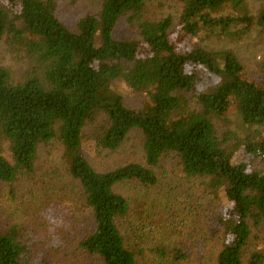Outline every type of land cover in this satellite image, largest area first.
<instances>
[{"label":"trees","instance_id":"obj_1","mask_svg":"<svg viewBox=\"0 0 264 264\" xmlns=\"http://www.w3.org/2000/svg\"><path fill=\"white\" fill-rule=\"evenodd\" d=\"M100 1L101 10L72 30L55 0H0V42L10 40L29 62L21 83L0 67V182L14 188L36 171L41 148L59 144L94 222L81 248L103 264H139L118 226L130 206L114 188L126 181L157 185L155 169L174 156L188 177L207 180L212 193L234 206L222 221L234 239L224 244L217 264H264L262 252L243 259L249 221L264 224V172H250L243 160L264 157V85L242 77L233 51L190 45L202 33L240 41L255 26L264 28V0L256 17L251 0H180L176 40L173 17L151 14L149 0ZM123 19L137 38L115 37ZM126 93H146L149 105L127 107ZM101 118L95 148L116 152L139 130L145 164L107 173L90 164L85 129ZM216 119L227 128L224 139ZM27 254L18 227L0 233V264H32Z\"/></svg>","mask_w":264,"mask_h":264},{"label":"rangeland","instance_id":"obj_2","mask_svg":"<svg viewBox=\"0 0 264 264\" xmlns=\"http://www.w3.org/2000/svg\"><path fill=\"white\" fill-rule=\"evenodd\" d=\"M55 1L60 19L72 30L77 29L80 19L101 10L100 0ZM147 5L158 18L172 16L178 27L180 0H149ZM249 6L256 17L262 2L251 0ZM180 34L178 27L173 39L180 38ZM115 37L128 40L138 34L123 19ZM190 45L214 52L233 51L244 67L242 77L264 85V28L255 26L240 41L202 33ZM0 67L10 71L15 83H21L29 62L25 53L14 50L10 40L5 39L0 42ZM125 103L131 109L144 110L149 105V96L126 93ZM215 124L224 139L226 126L218 119ZM103 125L102 118L88 125L83 138L86 158L98 172H111L133 163L145 164L144 136L139 130H133L116 152L96 149L93 136ZM235 142L225 141L223 145L227 148ZM6 158L11 160L7 151ZM243 160L250 172H264L263 156L245 155ZM155 171L158 178L155 186L126 181L114 188L130 206L128 214L118 222L127 247L136 254L139 264H217L224 244L234 239L226 235L222 222L232 217L234 206L224 196L212 193L207 180L188 177L174 156L163 160ZM249 223L251 236L243 251L244 263L253 253H264V224ZM15 226L23 233L28 249L26 257L32 264H103L80 246L92 232L94 222L84 205L79 183L69 175L59 144L41 148L36 171L22 176L14 188L0 182V233Z\"/></svg>","mask_w":264,"mask_h":264}]
</instances>
